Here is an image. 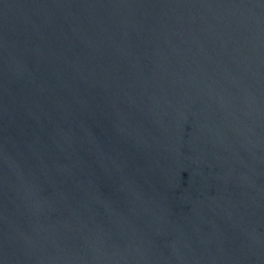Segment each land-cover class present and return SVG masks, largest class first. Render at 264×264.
Masks as SVG:
<instances>
[{"label":"water","instance_id":"95a60500","mask_svg":"<svg viewBox=\"0 0 264 264\" xmlns=\"http://www.w3.org/2000/svg\"><path fill=\"white\" fill-rule=\"evenodd\" d=\"M0 264H264V0H0Z\"/></svg>","mask_w":264,"mask_h":264}]
</instances>
